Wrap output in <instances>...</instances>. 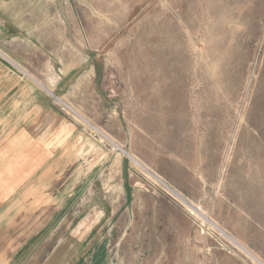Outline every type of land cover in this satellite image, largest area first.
I'll use <instances>...</instances> for the list:
<instances>
[{
	"label": "rangeland",
	"instance_id": "rangeland-1",
	"mask_svg": "<svg viewBox=\"0 0 264 264\" xmlns=\"http://www.w3.org/2000/svg\"><path fill=\"white\" fill-rule=\"evenodd\" d=\"M3 23L126 151L71 113L93 148L30 264H257L222 229L264 262V0H0Z\"/></svg>",
	"mask_w": 264,
	"mask_h": 264
},
{
	"label": "crops",
	"instance_id": "crops-1",
	"mask_svg": "<svg viewBox=\"0 0 264 264\" xmlns=\"http://www.w3.org/2000/svg\"><path fill=\"white\" fill-rule=\"evenodd\" d=\"M8 35L9 27L0 24V264H30V257L43 250L38 241L44 230L54 227L45 221L60 218L59 189L70 166L65 157L77 155L78 143L86 142L93 148L90 137L71 113L111 145L109 139L116 141L66 102V92H58L61 74H49L42 80L29 72L21 43H14ZM36 49V45H28L34 57ZM128 155L184 204L195 205L136 156ZM222 231L248 257L264 264Z\"/></svg>",
	"mask_w": 264,
	"mask_h": 264
},
{
	"label": "bare ground",
	"instance_id": "bare-ground-1",
	"mask_svg": "<svg viewBox=\"0 0 264 264\" xmlns=\"http://www.w3.org/2000/svg\"><path fill=\"white\" fill-rule=\"evenodd\" d=\"M110 140V142L112 143V145L114 146V148L116 149V148H118L119 150H123L122 149V147L121 146H119L117 143H115L114 141H112L111 139H109ZM191 207H190V206ZM188 207L194 212V213H196V214H198V215H200V213L202 212H200V209L197 207V206H195V205H193V204H191V203H188ZM202 210V209H201ZM202 214V213H201ZM213 223V222H212Z\"/></svg>",
	"mask_w": 264,
	"mask_h": 264
},
{
	"label": "built area",
	"instance_id": "built-area-1",
	"mask_svg": "<svg viewBox=\"0 0 264 264\" xmlns=\"http://www.w3.org/2000/svg\"><path fill=\"white\" fill-rule=\"evenodd\" d=\"M56 96V95H55Z\"/></svg>",
	"mask_w": 264,
	"mask_h": 264
}]
</instances>
